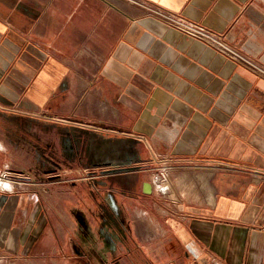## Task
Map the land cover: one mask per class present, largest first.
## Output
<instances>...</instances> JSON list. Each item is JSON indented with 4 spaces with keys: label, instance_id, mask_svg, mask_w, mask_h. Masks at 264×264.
<instances>
[{
    "label": "crops",
    "instance_id": "0c3cea01",
    "mask_svg": "<svg viewBox=\"0 0 264 264\" xmlns=\"http://www.w3.org/2000/svg\"><path fill=\"white\" fill-rule=\"evenodd\" d=\"M251 64L264 67V0H0V169L40 180L67 155L105 171L98 211L63 216L45 188L0 187V264H264Z\"/></svg>",
    "mask_w": 264,
    "mask_h": 264
},
{
    "label": "rangeland",
    "instance_id": "374dc122",
    "mask_svg": "<svg viewBox=\"0 0 264 264\" xmlns=\"http://www.w3.org/2000/svg\"><path fill=\"white\" fill-rule=\"evenodd\" d=\"M68 158L67 155H63L61 158V166L58 170L45 172L42 177L40 176V180L36 179L34 181L32 179L34 176L30 172H16L12 170L14 173L13 178L18 179L20 182H26L34 187L36 185L40 189L45 188L48 195L54 194L58 204V210L63 216H65L66 211L77 212L86 209L98 211L101 191L99 181L103 178L101 176L105 174V171L99 163L84 166L82 162H79L77 166L69 165L67 164ZM89 184L91 187H89ZM90 190L93 196L92 201H95V203L84 202L83 196L89 194ZM59 221L62 230H67L68 220L60 218Z\"/></svg>",
    "mask_w": 264,
    "mask_h": 264
},
{
    "label": "built area",
    "instance_id": "2783aa9c",
    "mask_svg": "<svg viewBox=\"0 0 264 264\" xmlns=\"http://www.w3.org/2000/svg\"><path fill=\"white\" fill-rule=\"evenodd\" d=\"M150 10H151V13L168 20V22H170L172 25L184 30L185 32L189 34L199 36L207 40L214 46H217L225 51H229V53L233 55L228 44L224 42L218 34L214 33L210 29L200 24L185 20L179 16L167 14L163 9L159 7L158 8L151 7ZM235 55L237 59L250 65V61L248 58H245L240 54H235ZM251 67L255 69L256 71L258 70L264 73V67L258 64H251ZM13 174L14 173L10 169H7V168L0 169V177L6 180L15 181V179L13 178L14 177ZM167 175H168L167 169L165 167H161L159 170L156 171L155 176L153 178V183L161 194H164L168 190V187L166 186V183H165L167 180Z\"/></svg>",
    "mask_w": 264,
    "mask_h": 264
},
{
    "label": "bare ground",
    "instance_id": "6f19581e",
    "mask_svg": "<svg viewBox=\"0 0 264 264\" xmlns=\"http://www.w3.org/2000/svg\"><path fill=\"white\" fill-rule=\"evenodd\" d=\"M15 183H16V181L6 180V179L0 177V186L3 188H13Z\"/></svg>",
    "mask_w": 264,
    "mask_h": 264
}]
</instances>
